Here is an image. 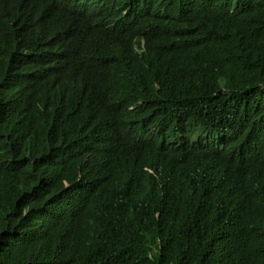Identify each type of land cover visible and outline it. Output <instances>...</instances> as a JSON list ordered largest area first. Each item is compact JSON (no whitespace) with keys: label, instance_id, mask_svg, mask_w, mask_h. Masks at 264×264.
Returning a JSON list of instances; mask_svg holds the SVG:
<instances>
[{"label":"trees","instance_id":"obj_1","mask_svg":"<svg viewBox=\"0 0 264 264\" xmlns=\"http://www.w3.org/2000/svg\"><path fill=\"white\" fill-rule=\"evenodd\" d=\"M0 264H264V0H0Z\"/></svg>","mask_w":264,"mask_h":264},{"label":"bare ground","instance_id":"obj_2","mask_svg":"<svg viewBox=\"0 0 264 264\" xmlns=\"http://www.w3.org/2000/svg\"><path fill=\"white\" fill-rule=\"evenodd\" d=\"M205 129V128H204ZM146 164V163H145ZM145 173V172H144Z\"/></svg>","mask_w":264,"mask_h":264}]
</instances>
